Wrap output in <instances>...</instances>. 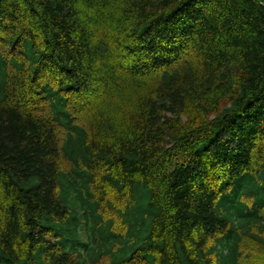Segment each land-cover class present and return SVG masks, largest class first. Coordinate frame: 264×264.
<instances>
[{"label": "trees", "instance_id": "16d2710c", "mask_svg": "<svg viewBox=\"0 0 264 264\" xmlns=\"http://www.w3.org/2000/svg\"><path fill=\"white\" fill-rule=\"evenodd\" d=\"M0 264H264V0H0Z\"/></svg>", "mask_w": 264, "mask_h": 264}]
</instances>
